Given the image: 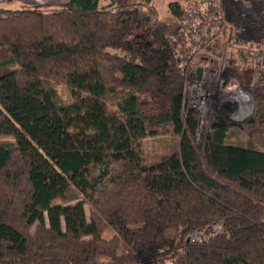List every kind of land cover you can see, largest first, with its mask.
Segmentation results:
<instances>
[{
  "label": "trees",
  "instance_id": "16d2710c",
  "mask_svg": "<svg viewBox=\"0 0 264 264\" xmlns=\"http://www.w3.org/2000/svg\"><path fill=\"white\" fill-rule=\"evenodd\" d=\"M130 1L0 8V264H264V149L226 143L257 127L264 148V0H208L198 15L203 0H182L164 18ZM210 15L220 77L250 74L257 98L243 123L223 104L199 128L184 86L203 61L181 57ZM169 135L178 150L149 161L145 141Z\"/></svg>",
  "mask_w": 264,
  "mask_h": 264
},
{
  "label": "built area",
  "instance_id": "2783aa9c",
  "mask_svg": "<svg viewBox=\"0 0 264 264\" xmlns=\"http://www.w3.org/2000/svg\"><path fill=\"white\" fill-rule=\"evenodd\" d=\"M207 1L208 0L202 1L204 7L200 11L192 9V12L198 15L201 11H204L207 8ZM210 1L211 0H209V2ZM209 19H212L213 23H211L214 25V27H206L205 31L201 33V35L197 34L195 37L198 42H192V48L185 51L183 53L184 55L181 57L187 60L188 66L194 64L200 59L203 61L202 65H195V74L197 78L194 81H186L184 86V91L186 94L185 99L187 100L185 115L189 110L196 111L199 115V128L205 124L206 120L210 116V113L208 114L207 112V106L211 108V111L213 109L215 111L225 103H238L243 97L246 99V101H248L247 94L243 93L239 89V83L235 79L229 78L226 80L220 77V74L225 71L227 64L229 63V59H226V57L222 55L215 54L212 49H210V47L215 42V37L217 35H215L214 32L222 19L212 15L209 16ZM191 25L198 26V23L192 21L189 26ZM218 29H220V27ZM189 31L192 32L191 29H189ZM240 31L242 34L246 32L245 29ZM250 39V37H247L246 39L241 38V40L236 44L237 50L238 48H250L252 45H250ZM230 57L231 55H229V58ZM252 60L255 62V64L259 65L263 60V56L258 54L254 56ZM240 63L245 64L244 61H241ZM198 69H201L200 77H198L196 73ZM225 93H230V95L224 100L221 98V94L225 95ZM241 108L242 106L239 108V113L242 111ZM243 110L245 109L243 108ZM220 231H222V224L220 222H216L197 230V232L189 236L188 240L191 243L202 242L207 236H209V234L214 235Z\"/></svg>",
  "mask_w": 264,
  "mask_h": 264
},
{
  "label": "rangeland",
  "instance_id": "374dc122",
  "mask_svg": "<svg viewBox=\"0 0 264 264\" xmlns=\"http://www.w3.org/2000/svg\"><path fill=\"white\" fill-rule=\"evenodd\" d=\"M67 0H0V8H9L12 10H19L24 6H36V5H41V4H47V5H58L66 2ZM110 0H99V3L101 5H107ZM141 0H131L130 2L132 3H139ZM152 4L154 5L155 9L158 12V15L160 18H164L168 15V5L173 2H181L182 0H151ZM239 8L231 6V13L238 12ZM231 16V15H230ZM249 32V31H248ZM251 43L253 45V40L251 37ZM263 58H264V48L262 52ZM264 60V59H263ZM262 63V61H261ZM246 73H250L251 68H247L245 70ZM251 76L244 75L243 76V81L239 83V89L243 92L246 93L248 96L249 101H246L244 97L242 98L241 101L238 103L232 104L236 105L237 109L236 112H234L233 116L231 119L235 123H243L244 120H246L249 116H251L253 112V107H254V102L253 100L257 98V91L255 88V78L251 79ZM58 93L60 95L61 100L64 103H69L71 102V97L68 91H66L65 88H58ZM231 93V92H230ZM230 93H225V95L221 94L222 99H227V96L230 95ZM246 96V95H245ZM225 104H231V103H225ZM242 106V111L239 113V108ZM249 106V111L243 113V108ZM219 109V108H218ZM214 109L211 111V108L207 106V112L208 114L212 113ZM261 129L257 127H253V129H232L230 133H228L227 138H226V143L228 145L232 146H238V147H253L255 149H262L263 144H262V134L260 133ZM145 155L149 161L156 160L162 156L166 155H171L174 152L177 151L178 149V139L176 137H173L171 135L156 138V139H147L145 141ZM189 237H187L188 239ZM104 239L109 241V242H114L115 241V235L107 231L104 234ZM126 252V248L123 244L120 245L119 247V254H123ZM145 262V260H144ZM146 263V262H145ZM164 264H171L170 261H166Z\"/></svg>",
  "mask_w": 264,
  "mask_h": 264
},
{
  "label": "water",
  "instance_id": "95a60500",
  "mask_svg": "<svg viewBox=\"0 0 264 264\" xmlns=\"http://www.w3.org/2000/svg\"><path fill=\"white\" fill-rule=\"evenodd\" d=\"M196 73H197V76L200 77L201 76V69H198ZM186 241L189 242L188 239Z\"/></svg>",
  "mask_w": 264,
  "mask_h": 264
},
{
  "label": "bare ground",
  "instance_id": "6f19581e",
  "mask_svg": "<svg viewBox=\"0 0 264 264\" xmlns=\"http://www.w3.org/2000/svg\"><path fill=\"white\" fill-rule=\"evenodd\" d=\"M248 101H249V99H248ZM244 109H245V110H243V113L248 112L250 108H249V106H247V107H245ZM244 111H245V112H244Z\"/></svg>",
  "mask_w": 264,
  "mask_h": 264
},
{
  "label": "crops",
  "instance_id": "0c3cea01",
  "mask_svg": "<svg viewBox=\"0 0 264 264\" xmlns=\"http://www.w3.org/2000/svg\"><path fill=\"white\" fill-rule=\"evenodd\" d=\"M177 139H178V138H177ZM263 149H264V148H262V149H257V150L263 151ZM177 150H178V149H177ZM174 153H175V152H174Z\"/></svg>",
  "mask_w": 264,
  "mask_h": 264
}]
</instances>
